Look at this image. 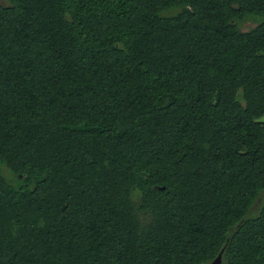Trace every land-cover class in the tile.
I'll return each instance as SVG.
<instances>
[{
	"label": "trees",
	"instance_id": "1",
	"mask_svg": "<svg viewBox=\"0 0 264 264\" xmlns=\"http://www.w3.org/2000/svg\"><path fill=\"white\" fill-rule=\"evenodd\" d=\"M219 255L264 264V0H0V264Z\"/></svg>",
	"mask_w": 264,
	"mask_h": 264
},
{
	"label": "rangeland",
	"instance_id": "2",
	"mask_svg": "<svg viewBox=\"0 0 264 264\" xmlns=\"http://www.w3.org/2000/svg\"><path fill=\"white\" fill-rule=\"evenodd\" d=\"M3 1H5V0H3ZM255 23H256V22H254V21H245V22L242 24V28H243V29H247L250 25H251V26H254Z\"/></svg>",
	"mask_w": 264,
	"mask_h": 264
},
{
	"label": "water",
	"instance_id": "3",
	"mask_svg": "<svg viewBox=\"0 0 264 264\" xmlns=\"http://www.w3.org/2000/svg\"><path fill=\"white\" fill-rule=\"evenodd\" d=\"M220 259V255L217 257V259L215 260L214 264H216Z\"/></svg>",
	"mask_w": 264,
	"mask_h": 264
}]
</instances>
